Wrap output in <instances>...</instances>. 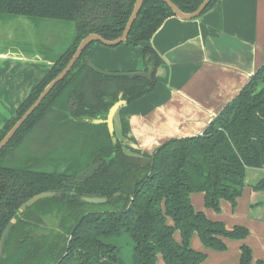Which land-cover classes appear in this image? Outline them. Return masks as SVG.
Masks as SVG:
<instances>
[{"label":"trees","instance_id":"1","mask_svg":"<svg viewBox=\"0 0 264 264\" xmlns=\"http://www.w3.org/2000/svg\"><path fill=\"white\" fill-rule=\"evenodd\" d=\"M171 1L183 12L202 2ZM216 1L210 0L200 14ZM134 2L0 0V14L57 20L75 28L72 42L0 127V139L67 64L84 36H120ZM90 12L96 17L88 21L85 15ZM173 15L162 0H144L124 43L148 41ZM96 43L85 47L0 150V237L14 219L1 264H104V259L115 261L119 252L106 239L122 232L132 239L137 264H156L159 254L165 264H200L206 254L190 246L193 234L214 250L226 248L225 238H245L246 227L228 229L209 219L193 207L190 195L202 192L204 205L214 211L220 210L221 199L234 207L246 184L247 168L264 167V63L200 134L169 138L144 156L127 153L118 139L112 142L106 123L92 120L104 119L120 92L127 103L152 92L160 58L148 45L143 47L142 70H150V79L104 76L85 61ZM36 124L44 128L45 149L29 152L22 161L14 158L11 149L19 148L25 131ZM92 163H98L94 172L78 177ZM253 188H264V178ZM43 191L56 195L20 211L25 200ZM84 196L104 197L109 208L88 203ZM176 230L180 241L174 237ZM251 257L250 248L241 245L238 264H251Z\"/></svg>","mask_w":264,"mask_h":264},{"label":"crops","instance_id":"2","mask_svg":"<svg viewBox=\"0 0 264 264\" xmlns=\"http://www.w3.org/2000/svg\"><path fill=\"white\" fill-rule=\"evenodd\" d=\"M64 31L68 33L65 41ZM74 33L73 24L0 14V127L72 42ZM146 45L160 58L157 84L152 92L126 102L113 119L115 136L130 154L149 155L169 138L200 134L237 95L264 63V0H217L195 18L167 17L146 42L134 46L98 42L90 48L89 58L110 72L142 70ZM253 169L261 174L253 181L246 177L234 207L221 199L220 210L214 211L204 205L202 192L190 195L193 207L209 219L221 221L228 229L241 225L249 232L243 239H223L224 251L206 248L193 234L190 246L206 254L200 264H238L243 244L251 250V264L264 263V214L250 216L255 204L256 209L264 205V198L252 195L264 191L253 188L264 178V167ZM174 237L180 241L178 230ZM116 239L112 236L106 241L120 248ZM122 254L119 249L116 260ZM128 258L132 264L134 252ZM156 264H165L160 254Z\"/></svg>","mask_w":264,"mask_h":264},{"label":"water","instance_id":"3","mask_svg":"<svg viewBox=\"0 0 264 264\" xmlns=\"http://www.w3.org/2000/svg\"><path fill=\"white\" fill-rule=\"evenodd\" d=\"M144 0H135L133 9L131 11L130 16L127 19V22L123 28L122 33L120 36L113 40H107L100 36L98 33L91 32L88 33L86 36H84L78 43L74 53L68 60L67 64L62 68V70L53 78L51 79L43 88V90L39 93L38 97L34 100V102L27 108V110L21 115V117L12 125V127L6 132V134L3 136V138L0 140V149L6 144V142L11 138V136L14 134V132L19 128V126L26 120V118L33 112V110L39 105V103L45 98V96L50 92V90L54 87V85L62 80L64 76L67 74V72L71 69L75 61L80 57L82 51L84 48L92 41H98L100 43L106 44V45H117L119 43H122L125 41L128 32L132 26L133 21L135 20L141 5ZM165 2L168 7L172 10L174 15H176L179 18L182 19H191L195 18L203 11V9L206 7V5L209 3L210 0H202V2L199 4V6L191 11V12H183L178 8L176 4H174L171 0H162ZM87 66L95 71L98 74L104 75V76H110V77H144V78H150L149 70H134L129 72H109L104 71L100 68H98L89 57L85 58ZM121 92L119 93V99L116 100L108 109L106 118L104 120H93L94 123L104 122L107 125V129L109 131V134L111 136V140L113 143L116 142L117 137L114 134V125H113V119L115 113L118 111V109L126 104V101L121 98ZM98 164L92 165L91 172H94V169H96ZM86 174V169L82 170L78 176H82ZM55 193L52 191H44L40 192L38 194L33 195L29 199H27L25 202H23L20 206V211H24V209L27 206L32 205L35 201L45 198V197H51ZM82 199L88 203H105L106 198L104 197H98V196H84ZM14 224V219L10 220L6 226L4 227L1 237H0V264L2 262L3 258V252H4V245L6 242V239L8 237V234L10 230L12 229Z\"/></svg>","mask_w":264,"mask_h":264},{"label":"flooded vegetation","instance_id":"4","mask_svg":"<svg viewBox=\"0 0 264 264\" xmlns=\"http://www.w3.org/2000/svg\"><path fill=\"white\" fill-rule=\"evenodd\" d=\"M95 17H96L95 12H90V13H87V14L85 15V18H87L88 21H91V20L95 19ZM84 49H85V48H84ZM87 57H89V56H87ZM85 58H86V57H85ZM147 71H148V70H147ZM149 74H150V70H149ZM143 78H144V77H143ZM146 79H150V78H146ZM125 101H126V100H125ZM26 110H27V109H26ZM34 110H35V109H34ZM34 110H33V111H34ZM107 112H108V111H107ZM30 115H31V114H30ZM30 115H29V116H30ZM106 115H107V114H106ZM29 116H28V117H29ZM20 117H21V116H20ZM20 117H19V118H20ZM28 117H27V118H28ZM19 118H18V119H19ZM27 118H26V119H27ZM105 118H106V117H105ZM105 118H104V119H105ZM18 119H17V120H18ZM104 119H94V120H104ZM17 120H16V121H17ZM16 121H15V122H16ZM15 122H14V123H15ZM24 122H25V121H24ZM24 122H23V123H24ZM92 122H93V120H92ZM14 123H13V124H14ZM23 123H22V124H23ZM93 123H94V122H93ZM99 123H101V122H99ZM22 124H21V125H22ZM21 125H20V126H21ZM20 126H19V128H20ZM11 127H12V126H11ZM11 127H10V128H11ZM10 128H9V129H10ZM19 128H18V129H19ZM9 129H8V130H9ZM18 129H17V130H18ZM17 130H16V131H17ZM16 131H15V132H16ZM15 132H14V134H15ZM44 132H45V131H44V128H42V125H38V124H36L35 126H32L31 128L29 127V128L27 129V131H25V133H24V134H25V137H24L23 141L20 142V143H21V144L19 145L20 147H19V148H12V149H11V150H12L11 153H12V154L14 153V155H13L14 158H16V159L18 158L20 161H22V159H26V158L29 156V152H30V153H34V150H35V152L38 151V152H37V154H38L41 150L45 149V147H46V145H45V141H46V139H45V137H44V134H45ZM5 134H6V133H5ZM5 134H4V135H5ZM14 134H13V135H14ZM114 134H115V133H114ZM13 135H12V136H13ZM12 136H11V138H12ZM2 138H3V137H2ZM2 138H1V139H2ZM11 138H10V139H11ZM1 139H0V140H1ZM10 139L6 142V144L10 141ZM6 144H5V145H6ZM5 145H4V146H5ZM4 146H3V147H4ZM3 147H2V148H3ZM2 148H1V149H2ZM1 149H0V150H1ZM18 150H21V151H19L17 154H15V152L18 151ZM32 151H33V152H32ZM94 164H96V163H92V164H90L89 167L84 168V169H86V174H84V175H82V176H87L89 173H93V172H91V168H92V165H94ZM97 164H98V163H97ZM97 167H98V166H97ZM84 169H83V170H84ZM89 169H90V170H89ZM94 170H95V169H94ZM80 172H81V171H80ZM80 172H79V173H80ZM79 173H78V174H79ZM78 177H81V176H78ZM43 192H44V191H43ZM52 192L55 193V191H52ZM39 193H40V192H39ZM36 194H38V193H36ZM34 195H35V194H34ZM55 195H56V193H55L53 196H55ZM32 196H33V195H32ZM32 196H31V197H32ZM29 198H30V197H29ZM29 198H28V199H29ZM45 198H46V197H45ZM42 199H43V198H42ZM39 200H40V199H39ZM25 201H26V200H25ZM25 201H24V202H25ZM37 201H38V200H37ZM35 202H36V201H35ZM35 202H34V203H35ZM34 203H33V204H34ZM20 206H21V205H20ZM30 206H31V205H30ZM27 207H29V206H27ZM27 207H26V208H27ZM26 208H25V209H26ZM25 209H24V210H25ZM39 224H41V223H39ZM10 231H11V230H10ZM8 235H9V234H8ZM5 243H6V242H5ZM4 247H5V245H4Z\"/></svg>","mask_w":264,"mask_h":264},{"label":"rangeland","instance_id":"5","mask_svg":"<svg viewBox=\"0 0 264 264\" xmlns=\"http://www.w3.org/2000/svg\"><path fill=\"white\" fill-rule=\"evenodd\" d=\"M64 38H65L64 41L68 38V33L66 31H64ZM68 41L70 42V39ZM63 49H65V46H64ZM104 71H106V70H104ZM144 156H147V155H144ZM248 169H250V170H248ZM260 174H261L260 171L257 170V169H253V167L247 168V170H246V177H249L251 179V181H253V179H254V177L256 175H257L256 177H258ZM241 195H242V193H241ZM252 195H253V198L254 199H258L259 197H261V199H262V198H264V191L262 192V191H257L256 190V191H254V193L252 192ZM96 205H101L100 208H102V207H104L105 209H108L109 208V205L108 204L99 203V204H96ZM260 205H262V204H260ZM258 207H259V209H256L257 208V205L256 204L254 205V207L252 209L254 211L251 213L250 216L257 217L258 212H262L264 214V212H263L264 211V205L258 206ZM116 240H117L118 246H120L119 249L122 251V253H123L122 255L123 256L120 257L118 260H115V262L116 263L118 262L117 264H131L129 262L130 261L129 260L130 258H128L129 257V253L130 252H133V242H132L131 237L129 236L128 233L122 232L121 235H119V237L117 236V239ZM224 250H217V251H224ZM111 262H114V261H111ZM132 264H137L135 259H134V261H133Z\"/></svg>","mask_w":264,"mask_h":264}]
</instances>
